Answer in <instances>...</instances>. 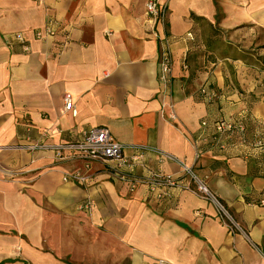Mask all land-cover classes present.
Masks as SVG:
<instances>
[{
	"label": "crops",
	"instance_id": "crops-1",
	"mask_svg": "<svg viewBox=\"0 0 264 264\" xmlns=\"http://www.w3.org/2000/svg\"><path fill=\"white\" fill-rule=\"evenodd\" d=\"M146 1L0 0V264H264V146L199 140L220 118L264 138V0H157L164 22L155 25ZM48 18L57 29L36 38ZM154 30L170 40L165 92ZM17 32L28 51L10 42ZM92 126L184 160L248 238L230 232L209 200L135 181L181 175L153 151L131 168L56 156L52 145ZM75 171L83 181H63Z\"/></svg>",
	"mask_w": 264,
	"mask_h": 264
},
{
	"label": "built area",
	"instance_id": "built-area-1",
	"mask_svg": "<svg viewBox=\"0 0 264 264\" xmlns=\"http://www.w3.org/2000/svg\"><path fill=\"white\" fill-rule=\"evenodd\" d=\"M40 2V0H35ZM146 14L151 19L152 23H163L164 12L160 9L157 0H147L145 3ZM58 27V22L54 18H48L46 20L43 29L36 30L34 35L36 38H43L55 32ZM156 37L159 50L157 56V79L160 85L163 87L162 91H169L172 84V57L170 40L165 34L153 31ZM190 36V34H188ZM9 40L20 42L24 51L29 50V46L24 42V37L21 33H12L8 35ZM107 76V74H103ZM200 93L207 99H211L215 96L214 91H207L205 87L200 89ZM64 110L73 109V101L69 93L64 94ZM169 110L167 117L169 119H174L176 117L173 105H168ZM202 126H206L207 122L203 120L201 122ZM214 131L212 134L203 133L199 138L201 142L207 144L209 148L222 149L227 144H243L248 145L252 148H262L264 146V138L260 134H255L249 136L247 132L246 124L237 118H220L213 123ZM197 148V141L195 142ZM30 148L36 147V145H30ZM52 147L55 149V154L58 158H62L63 152H69L70 156L79 157L86 160V165L88 161H106L113 160L116 161L117 166L132 167L138 162H143L145 158L146 151H153L157 154V161L162 163L166 160L173 161L177 163L180 167V176H174V174L168 173L163 174L162 172L152 173L146 178H137L135 181L142 182L146 184L149 191H154L161 186L171 188L177 187L180 189H185L193 192L194 194L205 198L212 202L217 210L218 217L221 222L230 230V232H239L243 234L246 238L247 235L243 228L236 222L232 214L230 213L227 206L220 200L217 195L209 189L203 176L196 173L191 166L185 163L184 160L178 158L177 156L163 151L155 146L150 145H135V144H124L116 141L108 128L104 126H92L82 130L81 137L75 142H65L54 144ZM127 148H133L137 150L133 155L125 156L124 150ZM198 152L196 151L195 157H198ZM120 179H125V175L119 173ZM84 176L80 172L75 171L68 174H64L63 181L67 180H77L83 181ZM167 193V191H165ZM161 194H159L160 196ZM264 203V199L261 200ZM84 209H89V202H85L81 206ZM157 264H165L163 260H158Z\"/></svg>",
	"mask_w": 264,
	"mask_h": 264
}]
</instances>
